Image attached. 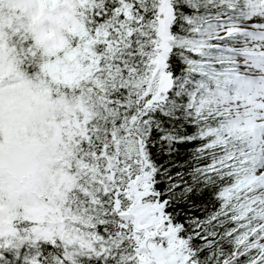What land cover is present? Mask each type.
<instances>
[{"label": "snow or ice", "instance_id": "6c2138e0", "mask_svg": "<svg viewBox=\"0 0 264 264\" xmlns=\"http://www.w3.org/2000/svg\"><path fill=\"white\" fill-rule=\"evenodd\" d=\"M0 264H264V0H0Z\"/></svg>", "mask_w": 264, "mask_h": 264}]
</instances>
